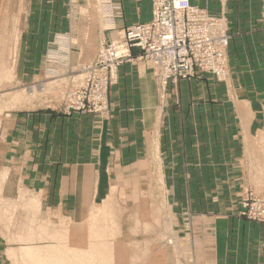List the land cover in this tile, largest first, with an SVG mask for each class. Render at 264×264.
Masks as SVG:
<instances>
[{
  "label": "rangeland",
  "instance_id": "obj_1",
  "mask_svg": "<svg viewBox=\"0 0 264 264\" xmlns=\"http://www.w3.org/2000/svg\"><path fill=\"white\" fill-rule=\"evenodd\" d=\"M212 1L214 10L191 0H63L64 16L81 14L84 21L73 19L69 33L39 36L25 34L38 2L0 0V264H190L182 223L192 215L200 225L194 236L200 235L203 255L209 256L207 214L171 209L170 181L163 173L179 165L166 169L152 154L153 162L138 169L135 180L118 181V164L113 158L102 163L99 155L106 150L103 142L111 143L102 134H114L103 126L114 117L110 93L126 64L140 63L151 73L163 127L165 109L180 105L169 99L181 80L188 81L189 91L193 81L206 77L237 95H256L253 85L239 80L248 71L262 72L256 61L264 60V0ZM127 5L137 12L148 8L149 19L113 24ZM241 37L243 45H236ZM255 39L258 44H252ZM248 60L253 69L246 67ZM257 86L264 104V83ZM67 116L87 117L98 129L92 137L95 161L82 173L67 168V156L54 147L64 136ZM252 120L262 124L264 116ZM261 126L213 127L211 135L232 143L226 163L214 167L223 177L232 170L238 175V214L264 224ZM166 134L189 143L208 138L203 127L198 133L168 127ZM191 169L183 164L185 172ZM208 169L201 165L200 176ZM145 171L150 181L138 178ZM205 201L201 196V208Z\"/></svg>",
  "mask_w": 264,
  "mask_h": 264
},
{
  "label": "crops",
  "instance_id": "obj_2",
  "mask_svg": "<svg viewBox=\"0 0 264 264\" xmlns=\"http://www.w3.org/2000/svg\"><path fill=\"white\" fill-rule=\"evenodd\" d=\"M61 1L62 5L60 0H35V4L38 2V5L33 6L35 12L29 11L31 12L29 19L33 22L30 31L25 34L47 36L63 33L65 30L69 33L73 19L78 18L81 22L84 21L81 14L75 18L64 16L63 0ZM191 1L205 4L210 10L215 9V3L212 0ZM255 2L262 3V0H255ZM128 7L130 6L127 5L124 17H121L123 19H114L113 24L118 22V25L123 26L124 22L128 25L131 20L149 19L148 8L137 12L128 10ZM21 34H24L23 31ZM107 36H113L111 30ZM243 41L242 37L241 40L239 38L237 42L239 44L236 45H243ZM252 44H258V41L252 40ZM256 62L261 64L262 72L256 74L254 71H248V77L239 80V84L248 85L250 89L249 85H253L256 91L255 96L241 94L242 92L237 95L231 92L233 87L227 91L229 88L226 90L224 85L214 83L212 79L206 77L193 81L195 89L192 91L188 90V81H179L177 86H172L174 89L169 101L179 100L180 105L172 106L170 110L169 107L165 109V120L168 123L164 127L161 124L162 120L160 125L157 122L162 115V109L157 107L151 73L141 70L140 63L123 66L119 72L121 78L117 88L110 93L114 117L107 126L103 127H111L114 129V134L106 136L102 134L103 141L111 140V143L105 145L103 142L102 150H106L102 151L101 155H97L101 156L102 163H111V159H114L113 162L118 164L119 169L118 177L114 178L118 181L135 180L136 174L139 173L138 169L153 162L152 154L159 155V162L166 164V169L168 165H179L174 171L166 170L163 173L164 179L170 181L166 185V190H169L168 195L172 196L171 209L176 211L182 209L187 211L189 216L203 211L207 214L208 227L211 229L209 256L206 257L203 255L205 250L201 247L200 235L194 236L200 230L199 222L193 220L197 219V216L192 215L187 223H182V227L188 231L185 235L189 234L183 239L189 244L187 254L190 264H264V224L240 217L238 212L241 208L234 183L238 175L232 170L230 175L226 172V177H223V173H217V168L214 167V165L226 163L227 148H230L232 143L222 140L217 142V139H213L211 135L213 127H262L261 125H264L260 121L252 125L254 122L252 119L255 116H264V104L260 103L262 101L258 95L257 86L264 83V60L257 58ZM251 63L248 60L246 67L253 69ZM233 83H236V80L232 79L231 84ZM232 113L235 114V123L232 121ZM245 115L250 118L248 122L243 119ZM65 121H67V127L64 136L57 144L54 141V147L59 146L62 149V155L67 156V168L82 173L86 166H91L90 164L95 161L92 137L98 129L87 117L67 116ZM168 127H193V131L195 128L197 133L200 132V127H203L208 132V138L206 140L192 139L191 143L183 139H169L166 134ZM244 132L247 133V129ZM110 149H113V152L107 154ZM183 164L192 165L190 172L183 170ZM201 165L209 167L202 177L199 174ZM138 178L150 181V174L145 171L142 176L138 175ZM201 196L206 197L202 208Z\"/></svg>",
  "mask_w": 264,
  "mask_h": 264
},
{
  "label": "built area",
  "instance_id": "obj_3",
  "mask_svg": "<svg viewBox=\"0 0 264 264\" xmlns=\"http://www.w3.org/2000/svg\"><path fill=\"white\" fill-rule=\"evenodd\" d=\"M160 10H163V9H160ZM163 14H165V12H163V11H162V12H160V15H159V16H157V18L161 19ZM141 28H146V26H144V27H141Z\"/></svg>",
  "mask_w": 264,
  "mask_h": 264
},
{
  "label": "bare ground",
  "instance_id": "obj_4",
  "mask_svg": "<svg viewBox=\"0 0 264 264\" xmlns=\"http://www.w3.org/2000/svg\"><path fill=\"white\" fill-rule=\"evenodd\" d=\"M164 225V224H163ZM165 225H168V224H165ZM170 227V226H169ZM170 230V229H169ZM172 239V238H171Z\"/></svg>",
  "mask_w": 264,
  "mask_h": 264
}]
</instances>
